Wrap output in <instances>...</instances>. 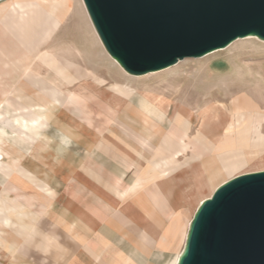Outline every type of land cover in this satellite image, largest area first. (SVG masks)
Instances as JSON below:
<instances>
[{"label":"crops","instance_id":"obj_1","mask_svg":"<svg viewBox=\"0 0 264 264\" xmlns=\"http://www.w3.org/2000/svg\"><path fill=\"white\" fill-rule=\"evenodd\" d=\"M41 44L23 47L8 33V69H41L48 67L45 60L55 65L44 68L54 81L22 82L15 104L8 100V106L22 111V117H13L15 112L8 110L14 130L8 135V157L17 166L16 174L8 166L12 178L7 179L8 212L15 223L13 232L8 231L11 264H26V256L18 252L25 245L35 252L29 255L35 264H154L157 239L164 235L165 219L172 218L171 204L182 179L196 172L197 162H204L203 173L210 169L209 157L197 151L195 139L184 141V131L173 139L163 126L178 130V119L187 125L191 116L179 111L182 105H174L166 92L137 87L138 92L131 82L122 84L107 71H85L80 63L40 50ZM13 54L15 61L10 60ZM42 54L47 58L39 59ZM66 61L77 67L64 65ZM103 75L112 84L102 83ZM16 80L8 79V84ZM76 81L85 92L62 91ZM63 99L79 111L64 108ZM198 115L203 118L201 131L218 126L210 108H201ZM93 118L103 121L93 125ZM110 118H115L114 125L106 124ZM246 140L212 155L214 163L223 166L222 156L236 160L239 153L244 159L258 157L252 141ZM145 151L167 155L149 169Z\"/></svg>","mask_w":264,"mask_h":264},{"label":"rangeland","instance_id":"obj_2","mask_svg":"<svg viewBox=\"0 0 264 264\" xmlns=\"http://www.w3.org/2000/svg\"><path fill=\"white\" fill-rule=\"evenodd\" d=\"M13 1L16 0H0V4ZM69 1L71 5L69 16L56 29L51 39L46 38L39 41V43H43L40 45V50L48 51L55 57L57 56L80 63L85 66V71H91L94 72V74L95 72L107 71L111 78L122 81V84H124L125 81L131 82L129 84L133 85L132 87L136 90L137 87H140L151 89L153 92H166L171 97L174 105L180 104L192 109V115L187 125L184 124L183 118L181 120L178 119V124L180 123L179 126L181 127L178 130L169 126L167 123H164L163 126L166 133L173 139L180 136L181 131L188 133V135L184 137V141L188 142L189 140L195 139L197 151L205 152L209 157L208 166L210 169L208 173H203V168H205L204 162H197L195 167L196 172L193 174V172L190 171L188 177L183 178L181 181L183 186L178 188V191L174 194V201L171 204L173 207L172 218L165 219L166 225L164 226V235L157 239L154 257L152 256L151 260L154 264H166L167 262H171L174 257L178 256L182 250L185 238L184 233L186 234L185 231H187L188 221L191 219L199 203L209 196V192L214 187L232 176L264 170V144L262 145V150L253 145V139L258 138L264 143V39H260L255 35H247V37L244 36V38L231 41L226 46L214 49L202 56L185 57L168 67L159 69V71L155 70L156 72L151 71V73L147 72L145 74L132 76L134 74L129 75L130 73L123 70L111 56L106 53L107 51L104 50L105 48H103L104 46L100 43V39H95L85 27V19H83L80 9L81 2L83 4V1ZM71 21H76L77 23L75 24L73 22L74 25L69 24ZM245 38L251 39L245 40ZM238 43L242 44L234 48ZM240 52L253 56L254 59L252 61H239L240 55H238V53ZM16 56L17 55L13 54L10 56V60L15 61ZM0 68L3 69V67ZM20 68L24 69L17 72L13 69H8V79L11 81L17 78V80L14 81V83L8 84V93L2 95V90H0V105L6 102L8 103V100H10L9 103L15 104L14 97L17 95L20 96L22 82L25 84L35 82L44 84L45 82L54 81L52 76L45 71V69H51L49 67L42 66V68L39 69L36 67L21 66ZM174 68H180V71L168 72ZM197 69L203 70L206 74L203 75V77L206 76V78L204 77L203 84H208L212 80L224 78L227 85L218 88L214 87L209 92L207 90L203 92V94L193 96L194 92L192 93L189 91L190 89H188L187 82L190 79L188 76ZM67 72L75 73L76 71L67 69ZM85 75L92 80L90 75ZM95 76L98 77L97 75ZM100 78L102 77L100 76ZM103 78L102 83L112 84L108 77H104L103 75ZM86 82H90V80ZM80 83L81 81H76L66 86V88H62V91L66 92L67 89L75 92H85L82 91ZM207 84H205V86H207ZM245 93L261 113L260 121L252 120L251 116L253 114L251 112H246L245 118L241 122L235 123L230 101L234 96ZM127 97L134 98L132 95H127ZM62 101L64 108L70 111L73 110V112L79 111L80 107L76 105L77 108H75L74 102H69L67 99H63ZM92 105L95 106V103ZM203 107L210 108L215 115L218 121L216 129L211 128V130L207 131H201L199 129L203 118L198 115V112ZM17 108L18 107L13 108L8 106V110H12L16 113H14L13 117H22V111ZM3 111L4 109L0 107V112ZM3 115H5V113ZM92 120L93 125L100 124V120L103 121V119L98 118H93ZM114 122L115 118H110L107 120L106 124L114 125ZM135 125L134 122L132 126L134 127ZM249 125L254 127V131L252 129L248 134H238V136H235L236 143L241 145V143H244L245 139L249 137V141H252V149H258L256 152L260 160L257 159V162L250 164L245 163L233 170L225 171L222 166L214 163L213 157L211 156L213 155L215 157L219 153L236 149L237 145L234 140V128L239 132ZM14 126L19 128L17 125ZM0 129L2 136L8 140V135H11L14 131L11 128L10 117H8V127L4 126L0 120ZM11 145L9 141L6 147L0 145V148H2V151H0V161L8 162L10 174L12 172V174H16V172H14V170H17L16 163L13 159L8 157V151H10ZM17 147H20V145H17ZM130 152L135 154L137 151L132 150ZM143 153L149 156L147 162V167H149V169L152 168L154 160L167 155L162 152L156 154L153 151H145ZM10 174L8 176V172H4V174L0 172V264H11L10 256L8 257V231L9 233L13 232L15 223L12 222L13 214L8 212L7 185H9V182L7 179L12 178ZM4 220H7L6 224H3ZM15 232H19V230ZM29 250L30 248L28 245H25L23 249H18L19 254L24 253L23 255L27 258L23 260L21 256L18 255V260H23L26 264L37 263L34 257H29L30 254H34L35 252Z\"/></svg>","mask_w":264,"mask_h":264},{"label":"water","instance_id":"obj_3","mask_svg":"<svg viewBox=\"0 0 264 264\" xmlns=\"http://www.w3.org/2000/svg\"><path fill=\"white\" fill-rule=\"evenodd\" d=\"M107 53L134 75L238 37L264 39V0H82ZM176 264H264V170L219 184L193 213Z\"/></svg>","mask_w":264,"mask_h":264},{"label":"bare ground","instance_id":"obj_4","mask_svg":"<svg viewBox=\"0 0 264 264\" xmlns=\"http://www.w3.org/2000/svg\"><path fill=\"white\" fill-rule=\"evenodd\" d=\"M80 9L82 12L81 14L83 16V19H85V22L82 19L84 24H86L88 26L91 34L95 37V39L98 40L99 37H98V35H97V33H96L92 23H91V20L88 16L86 9H85V6H84V4H82V2H81ZM70 12H71V5H70L69 0H62V1H57V0H16L13 2L0 4V67H3V69L0 68V90H2V92H1L2 95L5 94V90L8 89V33L11 34V36H13L18 41V45L23 46V47L29 46V47H35L36 48L38 46L37 41L39 42L40 40L42 41L46 38H50L54 34L56 29L60 26V24L63 21H65V19H67ZM249 36H252V35H249ZM239 38H244V37H238L236 39H239ZM236 39H234V40H236ZM248 39H251V38H245V40H248ZM245 42H247V41H245ZM241 44L242 43H238L237 45L234 46V48L237 46H240ZM44 54L40 55L39 59L47 58ZM238 55H240L239 61H252L254 59L253 56H250L246 53L240 52V53H238ZM113 60L119 65V63L115 59H113ZM45 62L47 64L46 66H48L49 68L55 67L54 64L51 65L50 61L45 60ZM56 65H58V64H56ZM64 65H67L70 67H77V65L75 63L68 62V61H66L64 63ZM58 68H59V66H58ZM179 71H180V68H174L168 72H179ZM149 73H151V72H149ZM204 74L205 73L203 70L197 69L194 73H192V74H190V76H188L190 79L187 82V86H188V89H190L189 90L190 92H192V93L194 92L193 96H195L197 94H203V92H205L207 90L209 92L214 87L218 88V87H222V86L227 85L225 82V79L221 78V79L212 80L208 84L205 83V84H207V86H205V84H203L204 77L206 78V76L203 77ZM129 75H131V74H129ZM132 76H135V75H132ZM128 79H132V78H128ZM230 106H231V110L233 112L235 123L241 122L245 118L246 112H248V113L251 112L253 114L251 116L252 120L260 121L261 113L258 111L257 107L252 102V100L246 95V93L234 96L230 101ZM0 107L4 109L3 112H0V120L2 121L4 126L8 127V116H7L8 115V103L6 102V103L0 105ZM179 111L184 112L186 114V116H188V117H190L192 115V109L189 107L183 106V105L180 107ZM2 113L3 114L5 113L6 116L3 115ZM1 115H3V116H1ZM204 116L207 118L209 116L211 117V115L208 111H205ZM252 129L254 131V127L251 125L244 127L239 132H237V130H235V128H234V134L236 136H238V134L241 135L243 133L248 134V133H250V130H252ZM0 131H1V129H0ZM246 141L248 142V139ZM245 144H242V146L244 147ZM263 144L264 143L262 142L261 139H259V138L253 139V145H255V147L259 148L260 150H262ZM0 145L2 147L8 146V140L2 136L1 132H0ZM257 148H256L255 152L258 150ZM0 151H2V148H0ZM257 159L260 160V158L255 157V156H253L252 158H247V159L245 158L244 159L243 157H241V155L239 153L238 158L236 157V160L234 158H230L229 156H226V157L222 156L221 157V163L223 165L222 166L223 169L229 171V170L235 169L236 167H240V166L244 165L245 163L250 164L253 162H257L258 161ZM263 160H264V158H263ZM0 172H3V174H4V172L5 173L8 172V162L0 161ZM214 189H213V191H214ZM212 192H211V194H212ZM190 220L188 221L187 226H189ZM187 229H188V227H187ZM185 232L187 233V231H185ZM184 236L186 238L185 233H184ZM185 238H184V241H185ZM182 249H183V247H182ZM181 251H180V253H181ZM180 253L178 254V256L174 257L171 260V262H167L166 264H176Z\"/></svg>","mask_w":264,"mask_h":264}]
</instances>
